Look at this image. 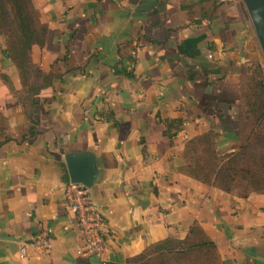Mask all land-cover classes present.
<instances>
[{
	"label": "crops",
	"instance_id": "0c3cea01",
	"mask_svg": "<svg viewBox=\"0 0 264 264\" xmlns=\"http://www.w3.org/2000/svg\"><path fill=\"white\" fill-rule=\"evenodd\" d=\"M152 1L32 0L47 33L30 59L52 85L36 108L34 138L22 140V109L0 80L7 122L0 142L10 139L0 147V264L80 259L81 234L61 191L70 183L64 154L81 152L96 161L89 194L108 229L110 264L182 240L195 225L220 264H264V195L241 198L182 172L186 143L219 124L216 97L234 103L241 74L253 63L263 67L262 58L253 42L246 47L241 17L225 10L197 25L182 0H162L161 12ZM4 48L0 40V75L20 92ZM171 120L179 127L168 129ZM219 131L216 141L228 146ZM46 230L50 250L20 257L19 244Z\"/></svg>",
	"mask_w": 264,
	"mask_h": 264
},
{
	"label": "trees",
	"instance_id": "16d2710c",
	"mask_svg": "<svg viewBox=\"0 0 264 264\" xmlns=\"http://www.w3.org/2000/svg\"><path fill=\"white\" fill-rule=\"evenodd\" d=\"M150 9L161 12L162 0H153ZM221 0H186L181 9L194 11L196 19L193 24L202 21L211 23L217 18L218 6ZM160 10V11H159ZM178 28L168 30V35L176 33ZM47 28L41 24L32 0H0V37H4V56L14 65L22 90L16 92L9 79L0 75V80L6 85L12 96L22 109L27 124V135L22 140L32 139L39 125L36 108L45 103L42 93L52 85V78L34 66L30 59L33 46H44ZM259 63L246 67L239 79L240 93L243 87L249 86L246 95L247 110L244 122L253 132L255 142L264 143V74ZM217 117L221 125V142H234L236 132L228 114L229 99L219 95ZM215 100V101H216ZM225 106V107H223ZM240 119V118H239ZM241 121V120H240ZM248 122V124H247ZM168 129L178 128L179 120H171ZM7 128L6 118L0 114V135ZM215 132L209 130L188 141L184 148V166L182 172L187 176L207 185H212L221 191L241 198L250 194L264 195V153L254 155L247 145L242 143L237 152L217 156V148L225 147L224 143L216 141ZM10 139L4 137L0 147ZM229 144V143H228ZM264 145V144H263ZM236 184L240 191L236 192ZM76 264H91L87 259H79ZM99 264V263H98ZM106 264H110L109 262ZM122 264H220V259L214 244L205 236L197 225L190 228L182 240L166 239L149 245L145 250Z\"/></svg>",
	"mask_w": 264,
	"mask_h": 264
},
{
	"label": "built area",
	"instance_id": "2783aa9c",
	"mask_svg": "<svg viewBox=\"0 0 264 264\" xmlns=\"http://www.w3.org/2000/svg\"><path fill=\"white\" fill-rule=\"evenodd\" d=\"M61 193L81 234L82 243L76 251L77 256L81 259L96 260L99 264L108 263V229L89 194V189L80 184L68 183ZM50 236L51 230H46L33 239L21 242L18 247L19 256L23 257L28 250L47 252L51 248Z\"/></svg>",
	"mask_w": 264,
	"mask_h": 264
},
{
	"label": "rangeland",
	"instance_id": "374dc122",
	"mask_svg": "<svg viewBox=\"0 0 264 264\" xmlns=\"http://www.w3.org/2000/svg\"><path fill=\"white\" fill-rule=\"evenodd\" d=\"M185 2H186V0H182L183 4H185ZM218 10H219V12H222V11L224 12L225 10L229 11L228 14L231 18H237L238 16L241 17L240 18L241 29H244V32H247V34L250 37V40H248V39L246 40L247 44L249 42V45H246V47L248 48V46H250V42H253V44L255 45V48H257V49H255V51L262 58L261 63L263 65L262 68L264 70V58L262 56L261 50H260L259 45L257 43L253 28L250 24V21L248 19V16H247V13H246V10H245V7H244L242 1L241 0H225L219 4ZM0 40H3L5 42V39L2 36L0 37ZM248 49L250 50V47ZM263 74H264V71H263ZM249 93H250L249 92V86L245 85L243 87V91L241 93H240V87H239V92H238V95L235 97V99H236L235 102L232 104H231V102L229 103V106H230L229 115L231 117V122L233 124L234 130L236 132L235 133L236 134V140H234V142H230L228 144V146L217 148L216 154L219 157L221 155H227V154H230L233 152H237L239 150V146L241 143L243 145H247L250 153H252L254 155H259L260 153L261 154L264 153L263 141L262 142H255L253 140L254 134H253V132L250 131L249 125L247 126V128L243 127L244 125H246V121L244 122V118L246 116V110H247L246 105H247V101H248V99L246 98V95ZM247 124H248V122H247ZM213 129H214V131L216 129L221 130V125L218 124V126L214 127ZM236 185H237L236 192L238 193L241 190L239 187L240 184H236Z\"/></svg>",
	"mask_w": 264,
	"mask_h": 264
},
{
	"label": "water",
	"instance_id": "95a60500",
	"mask_svg": "<svg viewBox=\"0 0 264 264\" xmlns=\"http://www.w3.org/2000/svg\"><path fill=\"white\" fill-rule=\"evenodd\" d=\"M264 58V0H241ZM64 162L70 183L91 189L98 180L94 156L89 152L65 153Z\"/></svg>",
	"mask_w": 264,
	"mask_h": 264
}]
</instances>
